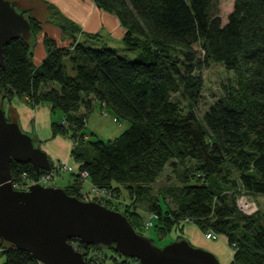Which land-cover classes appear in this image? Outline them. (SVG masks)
<instances>
[{
    "label": "trees",
    "instance_id": "trees-1",
    "mask_svg": "<svg viewBox=\"0 0 264 264\" xmlns=\"http://www.w3.org/2000/svg\"><path fill=\"white\" fill-rule=\"evenodd\" d=\"M94 1L120 19L122 42L137 57L131 60L108 45L91 46L99 34H88L84 41L67 34L71 44L66 47L45 37L47 56L37 66L33 41L43 22L28 14L32 39L19 37L5 47L0 108L19 98L33 108L47 104L52 113H62L63 120L52 123V137L70 138L79 165L65 188L69 195L90 197L83 192L87 172L101 193H93V200L122 212L139 233L147 224L140 209L146 204L159 236L184 232L189 222L206 235L225 238L233 247L228 264H264V213L256 202L252 214L238 203L241 196H264V0H235L226 24L218 0ZM47 22L64 34L82 32L70 20ZM212 64L233 76L223 96L201 115V70ZM95 102L118 122L128 123L121 135L105 141L86 131ZM169 164L177 184L155 197L153 185ZM11 173L15 188L48 174L16 161ZM124 192V202L113 200ZM71 243L79 244L87 264H92L89 258L95 264H140L122 259L114 248L79 239ZM0 252L3 264H41L33 254L2 241Z\"/></svg>",
    "mask_w": 264,
    "mask_h": 264
},
{
    "label": "water",
    "instance_id": "water-1",
    "mask_svg": "<svg viewBox=\"0 0 264 264\" xmlns=\"http://www.w3.org/2000/svg\"><path fill=\"white\" fill-rule=\"evenodd\" d=\"M33 10L0 0V66L5 68V47L23 37L32 39L26 15ZM0 108V241L29 252L43 264H87L71 243L114 248L140 264H221L213 253L183 239L163 248L139 233L122 212L95 200L69 195L64 188L36 184L28 191L12 183L11 163H32L37 170L52 171L48 153L19 121L8 120Z\"/></svg>",
    "mask_w": 264,
    "mask_h": 264
},
{
    "label": "rangeland",
    "instance_id": "rangeland-1",
    "mask_svg": "<svg viewBox=\"0 0 264 264\" xmlns=\"http://www.w3.org/2000/svg\"><path fill=\"white\" fill-rule=\"evenodd\" d=\"M7 1L13 2L15 4H22L26 0H7ZM28 1L29 3L30 2L32 3V6L34 7L33 15L37 19L46 21V23H48L47 20L49 22L51 20L54 22L61 21V22H64V24L66 20H70L74 22L78 27H80V25L76 22V20L73 19L74 18L73 16L74 4L71 0H61L59 2H55L54 0H28ZM65 2H67L68 5H65ZM234 6H235V0H218V8H219L218 13L222 19L223 24H226L228 22L229 16L234 11ZM52 25L55 26L54 23H52ZM80 28L82 29V32L71 33L70 31H67L66 34H70L72 38L74 36H77L82 41L87 40L88 33L84 32L83 27H80ZM104 45L113 47L120 55H127L131 60L137 57V53L128 51L123 42L117 41V39L116 38L114 39L113 37L107 38L104 34H101V37L98 39V41L95 42L94 45H91V46L95 48H101ZM195 48L199 50V52L202 53L199 45H196ZM201 72L205 80V87L202 93V98L200 99V102L198 104V111H199V114L203 115L204 112L209 108V106L212 103H214L215 101H217V99H220L223 96L224 84L229 82V78L233 76V73L226 71L222 66L216 65V64L205 66L201 70ZM16 99L17 98H14L13 100L15 101ZM98 110H99L100 118L108 117L114 123H121V122H118L113 117V115H111L108 112L107 108L104 107V105L100 104V107ZM91 113H89L87 117V123H89L90 126H87L86 131L89 133L93 132L95 134L94 136L95 139H103L107 141L111 136L113 137L119 136L125 131V129H123V131L121 132L118 131L116 133L111 131L110 127L107 124H102V123L99 124L96 118H93V119L90 118ZM58 114H62V113L59 112ZM57 118H59V115ZM99 120L100 119H98V121ZM54 121L55 120H53V122ZM122 123L126 124V127L128 126L127 122H122ZM57 137H61V135ZM72 149H73V143L71 146V156L69 157V161L66 163H62V164L74 166L76 162L74 161L73 156H72ZM59 163H60L59 161H57L56 163L55 162L52 163L53 166H52L51 172H53V175L55 176H53L51 180L49 179L46 182H43V184L41 185L52 186V185H56L57 183H58L57 185H59L60 180L63 178V175L61 174L58 175V174L61 171H65V170H61ZM69 169L70 167L68 166L67 170ZM51 172H48V174H45V176L50 175ZM64 175H65L64 178H66V180L62 181V183L63 185H67L69 181H71V179L73 178V171L70 170ZM42 177L43 175H41L38 179H25V182L17 184L18 188L16 189L21 190V191L27 190L26 188L29 182L39 181ZM83 178H84L83 191L86 195H90V197H86L85 200H93L95 197L93 194L95 187L92 188V183L89 179H87L88 177H85L83 175ZM174 184H177V177L175 174L174 167L169 164L166 167V170L164 171V173L158 178L157 182L153 185L152 194L155 197H158L160 193H162L167 187L174 185ZM124 196H125V192L122 194L119 200H117L116 198H113V200L118 201L119 203L124 202L125 200ZM241 197H245L248 200L256 202L259 208L261 209V211L264 213V196H253L252 195L248 197L247 196H241ZM161 203L163 206L165 205L163 199L161 200ZM148 208L149 207H147L146 204H142L140 206V209L144 211L145 221L147 222L146 228L142 230V233L143 235L151 238L153 243L156 246L163 248L178 240L186 239L190 241V243L194 245L195 247L202 248L216 255V257L219 259L221 264H228L232 260L233 247L229 246L225 238L219 236V239L216 241L208 240V238H206L207 237L206 234L202 233V231H200L198 227H196L194 224L189 223V222L186 225L184 232H181V233L172 232L169 235L164 236V237L159 236L156 228L151 227L152 222L155 223L157 222V220L154 217H151V215L147 212ZM105 251L108 252L109 254H114V252L110 249H105ZM122 259H127V258L122 257ZM128 260L131 261L133 259H128ZM4 262H5V256L2 252H0V264H3Z\"/></svg>",
    "mask_w": 264,
    "mask_h": 264
},
{
    "label": "crops",
    "instance_id": "crops-1",
    "mask_svg": "<svg viewBox=\"0 0 264 264\" xmlns=\"http://www.w3.org/2000/svg\"><path fill=\"white\" fill-rule=\"evenodd\" d=\"M54 1L59 2L61 0ZM71 1L74 4L73 19L76 20L80 27H83L84 32L88 34H104L107 38L113 37L114 39L116 38L117 41H123L125 28L122 26L120 19L116 15L99 8L94 0ZM22 5L24 8L31 9L34 12V7L28 0L24 1ZM65 5H68L67 2H65ZM42 22V32L40 36L38 35L36 40L33 41L35 55L34 61L37 66H39L47 56L45 46L46 36L53 38L60 46L66 47L71 44L69 35L64 34L58 27L52 25L51 23H46V21ZM4 106L9 118L13 117L17 119L24 131L38 139L39 145L48 153L52 163H56L57 161L60 163H66L69 161V157L71 156L72 141L66 136L53 138L51 133L53 120L60 122L63 120L62 114H58L59 112L53 114L51 107L47 104H42L33 108L25 100L18 98L14 102L9 103V105L5 102ZM99 107L100 103L96 102L90 118H96L99 124H107L111 131L115 133L118 131L121 132L123 129H127L126 124L114 123L108 117L100 118L98 110ZM58 115L60 119L57 118ZM98 119L100 120L98 121ZM87 126H90V124L87 123ZM116 137L118 136H111L109 139ZM68 166L70 167L69 170L61 171L58 174L63 175L59 185H57V183L52 186L65 189L73 183L74 176L67 185H63L62 181L66 180V178H64V174L70 170H72L73 173L76 172L79 169V165L75 163L74 166Z\"/></svg>",
    "mask_w": 264,
    "mask_h": 264
},
{
    "label": "built area",
    "instance_id": "built-area-1",
    "mask_svg": "<svg viewBox=\"0 0 264 264\" xmlns=\"http://www.w3.org/2000/svg\"><path fill=\"white\" fill-rule=\"evenodd\" d=\"M59 165H60L61 170H67V168H68V165H67V164H62V163H60ZM83 175H84L85 177L88 176L87 172H84ZM53 176H55V175H53V173H50V175H46V176L43 175V177H42L39 181H35V182L31 181V182H29L28 185H27V188H26L27 190H24V191H28L33 185H36V184H43V182H46V181L49 180V179L51 180V179L53 178ZM15 187H16V186H15ZM94 194H95L96 196L99 197L101 193L99 192V190L94 189ZM238 203H239V207H240V209H241L242 211H244L245 213H247V214H252L253 212L257 211V209H258L257 204H256L255 202H253V201H251V200H248V199L245 198V197H241V198L239 199ZM150 225H151V224H150ZM207 238H208L209 240H214V241H216V240L219 239V236L216 235V234H214V233H212V232H209V233L207 234ZM74 247H75L76 249H78V248H79V244H78V243L75 244ZM91 260H92V259L89 258L90 263H92V264L97 263L96 259H95V261H93V260L91 261ZM41 264H43V263H41Z\"/></svg>",
    "mask_w": 264,
    "mask_h": 264
}]
</instances>
